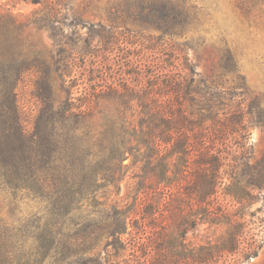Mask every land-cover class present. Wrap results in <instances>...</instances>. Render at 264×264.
<instances>
[{
    "label": "trees",
    "instance_id": "obj_1",
    "mask_svg": "<svg viewBox=\"0 0 264 264\" xmlns=\"http://www.w3.org/2000/svg\"><path fill=\"white\" fill-rule=\"evenodd\" d=\"M23 1L39 9L23 18L0 14V179L9 187L40 192L64 183L78 194H96L101 181L118 197L130 174L127 195L107 214L103 247H112L111 257L125 250L121 238L133 220L137 234L130 246L143 255L138 264H208L223 253L235 255L236 225L226 229L232 236L228 247L221 241L190 249L185 242L188 229L197 224H228L212 204L219 190L242 204L252 191L264 189V155L252 163L244 142L249 122L264 129V105L238 73L232 52H225V72L215 66L197 71L187 48L167 67L157 59L147 65L135 61L127 65L123 81L91 80L84 103L78 99L77 104L67 84L73 60L97 57L96 48L93 39L68 46L65 30L82 25L85 16L100 9L101 0ZM192 9L189 0L112 4L105 10V44L117 42L116 29L126 18L164 36H180ZM67 16L71 22L65 24ZM42 31L52 41L50 48L33 39ZM29 74L41 105L30 130L17 102L18 86ZM185 209L198 210L194 221ZM13 248L0 242V264H41L38 256L29 259L11 253ZM100 252L93 264H105ZM246 253V259L255 257L256 249L248 247Z\"/></svg>",
    "mask_w": 264,
    "mask_h": 264
},
{
    "label": "rangeland",
    "instance_id": "obj_2",
    "mask_svg": "<svg viewBox=\"0 0 264 264\" xmlns=\"http://www.w3.org/2000/svg\"><path fill=\"white\" fill-rule=\"evenodd\" d=\"M127 1L101 0L100 9L93 12L94 15L85 16L82 25L65 30L69 37L64 42L67 41L68 46H83L85 39H93L96 48L94 53L97 57H78L73 60V72L67 84L75 103L80 104L78 99L84 103L85 95L90 92L91 80L106 77L110 81L119 78L123 81L127 78V65L138 60L142 65L160 60L167 67L168 63H177L175 59L179 51L187 48L188 58L201 73H205L208 66H215L218 71L225 72L221 67H225V52L229 49L246 86L264 105V0H189L193 7L192 18L180 36H164L140 24H133L131 19L126 18L123 25L116 29L117 42L105 44L109 26L106 8ZM38 9L39 6L28 1L0 0V14L23 18ZM62 21L68 24L71 17L67 16ZM96 35L101 38H95L98 37ZM34 38L45 48L51 47L52 41L45 31L34 34ZM227 78L229 82L234 81L232 75H227ZM33 81V74H29L17 89L23 123L29 130L41 106L34 96ZM248 126L249 135L244 142L245 149L250 148V160L253 163L264 155V129L252 122ZM233 150L238 149L233 145ZM64 167L66 165L62 164ZM127 175L121 183L118 197L112 187H106L101 181L97 184L96 194H90V190L78 194L76 188L72 190L64 183L40 192L33 187H9L0 179V242L7 248L14 247L10 249L11 253H21V256H30L29 259L38 256V259H42L41 264H93L94 259H98L95 256L99 251V259L104 258L105 264H138L143 255L130 246L137 234L134 220L130 221L129 234L121 238L124 243L121 242L120 246L125 245V250L111 257L114 253L112 247H103L106 243L103 234L105 225L110 222L107 219L108 210L111 212L113 202L125 198L132 183V175ZM251 195V199L239 204L219 190L212 204L220 211L218 214L227 217L228 224H197L189 228L185 236L187 246L194 249L215 246L223 241L228 247L232 236L226 235V229L229 225L233 231L232 226L236 225L240 233L234 241L238 248L235 255L223 253L221 259L208 264H264V189L252 191ZM197 212L184 210V213H188L189 221H194ZM164 214L165 222L168 216L165 219ZM61 244H64V248H61ZM248 247L256 249L255 257L246 259ZM67 257L70 258L65 260Z\"/></svg>",
    "mask_w": 264,
    "mask_h": 264
}]
</instances>
